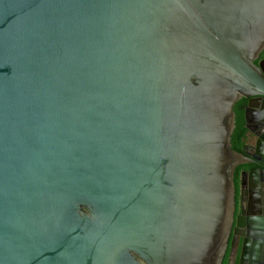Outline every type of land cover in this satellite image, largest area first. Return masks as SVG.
<instances>
[{
  "label": "water",
  "instance_id": "95a60500",
  "mask_svg": "<svg viewBox=\"0 0 264 264\" xmlns=\"http://www.w3.org/2000/svg\"><path fill=\"white\" fill-rule=\"evenodd\" d=\"M263 51L264 0H0V264H264Z\"/></svg>",
  "mask_w": 264,
  "mask_h": 264
},
{
  "label": "flooded vegetation",
  "instance_id": "af4514ba",
  "mask_svg": "<svg viewBox=\"0 0 264 264\" xmlns=\"http://www.w3.org/2000/svg\"><path fill=\"white\" fill-rule=\"evenodd\" d=\"M264 64V51L256 64ZM264 66V65H263ZM237 127L232 148L246 160L236 167V214L264 208V191L255 180L256 170L264 161V97L243 98L234 107ZM239 127V129H238ZM227 263V259L225 260ZM224 262V263H225Z\"/></svg>",
  "mask_w": 264,
  "mask_h": 264
},
{
  "label": "trees",
  "instance_id": "16d2710c",
  "mask_svg": "<svg viewBox=\"0 0 264 264\" xmlns=\"http://www.w3.org/2000/svg\"><path fill=\"white\" fill-rule=\"evenodd\" d=\"M236 127H237V122H236ZM238 129H239V127H238ZM232 141H233V138H232ZM224 264H227V263L225 262Z\"/></svg>",
  "mask_w": 264,
  "mask_h": 264
},
{
  "label": "crops",
  "instance_id": "0c3cea01",
  "mask_svg": "<svg viewBox=\"0 0 264 264\" xmlns=\"http://www.w3.org/2000/svg\"><path fill=\"white\" fill-rule=\"evenodd\" d=\"M234 255H235V253H234Z\"/></svg>",
  "mask_w": 264,
  "mask_h": 264
}]
</instances>
